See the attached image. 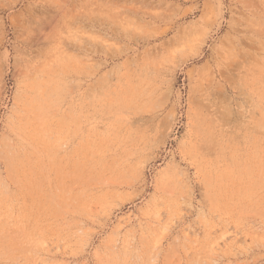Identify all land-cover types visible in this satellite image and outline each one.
Wrapping results in <instances>:
<instances>
[{
	"label": "rangeland",
	"instance_id": "1",
	"mask_svg": "<svg viewBox=\"0 0 264 264\" xmlns=\"http://www.w3.org/2000/svg\"><path fill=\"white\" fill-rule=\"evenodd\" d=\"M0 264H264V0H0Z\"/></svg>",
	"mask_w": 264,
	"mask_h": 264
}]
</instances>
